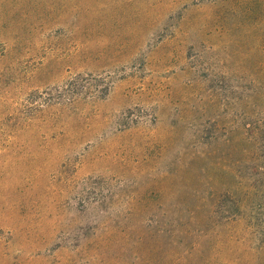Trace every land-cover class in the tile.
Masks as SVG:
<instances>
[{
  "label": "rangeland",
  "instance_id": "1",
  "mask_svg": "<svg viewBox=\"0 0 264 264\" xmlns=\"http://www.w3.org/2000/svg\"><path fill=\"white\" fill-rule=\"evenodd\" d=\"M0 264H264V0H0Z\"/></svg>",
  "mask_w": 264,
  "mask_h": 264
}]
</instances>
